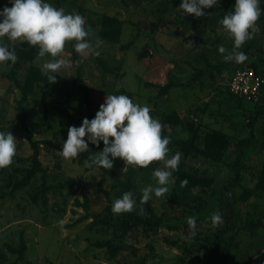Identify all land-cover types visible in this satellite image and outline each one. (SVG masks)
Returning a JSON list of instances; mask_svg holds the SVG:
<instances>
[{
  "label": "rangeland",
  "instance_id": "rangeland-1",
  "mask_svg": "<svg viewBox=\"0 0 264 264\" xmlns=\"http://www.w3.org/2000/svg\"><path fill=\"white\" fill-rule=\"evenodd\" d=\"M50 2L56 7V2H60L59 6L66 12H79L81 9L82 16L91 28L90 39L94 46L99 45L101 54L82 55L77 52L75 55V41H67L57 57L71 61L58 73L70 81L67 92L49 87L36 88L29 97L25 104L27 122L33 139L40 142L39 159L43 171L36 173L21 188H16V183L25 176V170L31 167L33 150L18 118L17 104L21 93L15 81H23L29 65L43 68V64L53 57L50 54L41 57L37 47H24V42L17 41L15 50L18 60L14 64H0V131L13 133L18 140L15 158L25 160L18 162L14 158L8 169L0 173V264H209L207 257L212 258V255L199 245L206 243L221 229L228 218L227 211L223 209V222L214 226L209 222L198 221L194 238L189 236L191 229L188 224L180 226L178 231L161 227L148 233L141 225L121 236L117 222L106 229L99 220L106 218L109 210L114 219L121 214L112 211V204L118 198L120 185L130 170L134 173L133 184L141 193L143 187L156 182L152 175H147V170L163 167L162 161H158L156 166L151 163V166L141 168L125 164L117 157L121 171L111 176L97 168L87 171L84 152L76 158H65L60 150L67 139L68 127L78 126V119L88 116L84 97L75 85L78 74L92 90L89 99L95 114L107 94L118 95L120 90L133 93L134 102L150 105V115L162 123L163 113L175 109L183 118L181 125L172 128L171 132L165 125L163 129L174 138H190L193 132L188 130L187 125L195 128L201 121L206 122L199 117L202 110L212 118L207 125H203L207 130L217 128L228 112L242 117L240 112H236V100L231 99L226 91L233 67L223 70L212 67L231 61L223 58L226 54H220L218 47L223 45L233 50V38L224 30L220 20L232 9L235 0H218L217 6L207 10L209 15L199 18L193 14L183 15L178 9L181 0ZM5 5L11 6L8 0H0V9ZM104 15L115 17L122 23L118 44L99 38ZM263 17L261 15L256 22L251 38L239 51L244 52L248 46L250 52H254V48L264 50ZM5 43L10 42L5 39ZM144 50L148 56L139 60L138 56ZM260 57L264 66V54ZM254 61L250 56L247 58V63ZM211 75L213 78H210ZM148 82L156 85L172 83L174 86L162 99L159 88L145 87ZM242 108L251 114L260 113L254 122L252 141L259 147L246 162L247 169L241 173V184L234 189L236 198H239L244 188L250 189L252 195L245 202L237 200L235 203L240 222L237 223L238 230L235 228L225 237L227 260L224 264H264V192L255 190L258 173L264 162V136L260 134L264 130V96L257 102L243 101ZM245 123L240 122L238 127L235 126V131L230 132L232 143L250 140L249 129L241 126ZM203 135L197 136L200 145ZM174 154L170 149L169 156ZM233 158L229 157V161ZM181 162L189 171L207 170L215 178L216 188H220L224 180L232 178L226 167H210L205 161L184 160L183 157ZM98 186L109 196L104 192L96 193ZM169 193L165 194L167 199L153 195L151 201L140 204L135 210L144 220L158 217L173 220L193 216L187 209L171 203ZM141 208L145 210L141 212ZM248 214L260 224L254 233L245 229ZM102 240H110L112 246L118 248L115 258L111 257L107 248L95 246L96 242Z\"/></svg>",
  "mask_w": 264,
  "mask_h": 264
},
{
  "label": "clouds",
  "instance_id": "clouds-1",
  "mask_svg": "<svg viewBox=\"0 0 264 264\" xmlns=\"http://www.w3.org/2000/svg\"><path fill=\"white\" fill-rule=\"evenodd\" d=\"M8 4L11 6L5 5L0 9V64H14L18 60L15 43L26 41L38 48L39 56L50 54L53 57L43 64V71L50 82H55L60 70L71 63L68 59L57 58L67 41H75L73 47L82 55L101 54L99 45L94 46L90 39V26L79 12H66L50 0H8ZM217 5L218 0H181L178 9L183 15L193 14L199 18L209 15L207 10ZM262 5L264 0H235L232 9L220 20L234 41L231 51L223 45L218 47L220 54H226L223 55L225 60L243 62L247 59L246 53L239 49L251 38L256 22L264 15ZM5 39L10 43H5ZM151 111L150 105L134 102L128 95L107 94L94 118L85 117L80 126L68 127L67 139L63 141L60 152L65 158H76L90 149V143L99 145L102 141L103 149L85 161L87 168L112 169L117 157L125 164L141 168L153 161H162L163 167H156L151 173L155 184L141 189L140 203L145 205L153 195L167 199L165 194L171 190L173 173L178 171L183 153L177 151L169 156L171 137L163 134L164 124L150 115ZM17 141L11 131H0V169L13 163ZM181 183L187 185L188 180ZM136 205L135 194L126 191L113 201L112 211L117 214L131 212ZM144 210L141 208V212ZM210 221L214 226L221 224V213L214 211ZM187 224L191 229L189 236L194 238L197 235V218L189 216Z\"/></svg>",
  "mask_w": 264,
  "mask_h": 264
},
{
  "label": "trees",
  "instance_id": "trees-1",
  "mask_svg": "<svg viewBox=\"0 0 264 264\" xmlns=\"http://www.w3.org/2000/svg\"><path fill=\"white\" fill-rule=\"evenodd\" d=\"M135 1V0H134ZM59 3L56 2L57 7L59 8ZM79 13L82 15L81 9ZM264 19V17H263ZM122 33V23L115 17L104 15L101 19V26L98 32L99 38L102 41L111 42L114 44H118L120 41V36ZM24 47H29L30 44L24 42ZM250 46L246 48L244 53H246L247 58L250 56L255 59L254 62L247 63V59L243 62H236L234 59L228 63H222L217 66H212L213 68H217L218 70H223L224 68H228L232 66L231 74L234 70L242 67H250L256 71V73L264 78V66L261 64V54H264V50L261 48H254V52H250ZM76 55L77 52L75 51ZM148 56L146 50L141 52L138 56L139 60H143ZM18 65V63L16 64ZM15 65V68L17 67ZM13 73V72H12ZM229 74V76L231 75ZM13 76V74H12ZM228 76V78H229ZM14 77V76H13ZM210 78H213L211 75ZM228 81V80H227ZM74 83V82H73ZM18 89L21 93V98L17 104V112L20 124L24 128V130L28 134V141L33 150L31 156V167L25 170V176L16 183V188H21L26 186L30 180L35 176L36 173L42 172L43 167L41 165L39 154H40V142L33 139V135L28 126V112L26 109V103L29 100V97L34 94L35 89L49 87L56 91L65 93L67 92L68 87L70 86V81L57 74V79L55 82H50L48 77L44 75L43 68L38 67L36 65H29L25 77L22 82L15 81ZM75 85L78 86L79 92L83 95L86 108L88 111V119H92L95 116L94 111L92 110L91 101L89 99V92H92L91 88H88L86 84L83 82L82 77L78 74L75 79ZM146 87L159 88L161 97L166 95L168 91L174 86L172 83H169L164 86H157L155 84H145ZM226 91L229 94L231 99H235L238 104V109L236 112H240L243 116L247 117L248 123L246 124V128L249 129V137L250 140L242 139L237 141L236 143H232L231 139L224 133L220 131H211L207 132L203 135L202 144L198 143V131L194 129L192 125H187L188 130L193 132V135L188 139H179L174 138L172 135L163 131L164 135L171 137V142L168 145L169 149H172L173 152L181 151L183 153V159L188 160H197V161H205L210 167H226L229 170V173L232 175L231 179H226L221 183L220 188H216V180L213 176L208 174L207 170H193L189 171L186 169V166L183 162L180 163L178 171L173 173V185L171 191L169 193V201L174 205L181 207L183 209H187L190 213H193V216L197 218L198 221L209 222L210 215L214 211L222 212V209L227 211L228 218L224 220V224L219 229L211 239H207L206 243H202L199 247H202L207 250L209 254L212 255V258L207 257L209 264H224L227 260V252L225 250V237L233 230H238L237 223L240 222L239 211L235 207V203L237 200L241 202L247 201L251 195L252 191L250 189L244 188L239 198H236V194L234 189L241 184L242 176L241 173L247 169L246 162L251 157V153L257 151L259 146L252 144L254 138V122L260 116L258 114L248 113L246 110L242 108L243 101L241 99L235 98L232 96L227 89ZM119 94L128 95L133 99L132 94L130 92H126L124 90H120ZM264 96V87L262 88L260 97ZM259 97V98H260ZM260 98V99H261ZM258 99V100H260ZM257 100V101H258ZM256 101V102H257ZM253 115V117L251 116ZM84 118L78 119V126L82 123ZM182 121L180 120L178 114L175 111H171L169 113H163V124L169 125L171 128H175L181 125ZM260 134L264 136V130L260 131ZM111 139V138H110ZM104 145L101 141L99 145L90 144L89 150L84 152V156L86 160L90 155L97 153L103 149ZM172 147V148H171ZM234 157L232 161H229V157ZM15 158V157H14ZM13 158V159H14ZM18 162H25L22 158H15ZM158 161L155 163L152 162L153 166H156ZM151 166V163L150 165ZM9 167V166H8ZM8 167L0 169V173H4ZM87 171L94 168H87ZM100 172H103L107 175L115 176L121 171V164L115 158L114 166L112 169H104L102 167L97 168ZM17 172H22L20 169H16ZM152 170H147V175L150 176ZM133 171L130 170L128 175L120 185V189L117 193V197H120L126 191H132L135 194L137 199L138 207L140 203L141 193L135 188L133 184ZM187 179V185H182L181 181ZM255 190L264 192V162L259 170L257 182L255 184ZM96 193L104 192L108 195L101 186L95 190ZM109 196V195H108ZM223 199L225 202H222ZM76 204L79 205V202L76 201ZM111 204V201L108 202ZM224 203V205H223ZM223 207V208H222ZM109 210V209H108ZM107 217L104 219H99V217H95L99 219L108 229V225L116 223L119 224L120 235L123 236L126 232L135 228L136 226H144L145 232H155L157 229L164 227L169 230L178 231L180 226L187 225V218L179 219L174 218L173 220H166L163 218H153L149 220H144L135 209L131 212H122L119 217L113 218L111 216L110 210L107 212ZM245 229L254 233L256 229L260 227L258 222L254 221L251 214L247 215ZM96 247L99 248H107L110 252L112 258H115L118 255V248L112 246L110 240H102L95 243Z\"/></svg>",
  "mask_w": 264,
  "mask_h": 264
},
{
  "label": "built area",
  "instance_id": "built-area-1",
  "mask_svg": "<svg viewBox=\"0 0 264 264\" xmlns=\"http://www.w3.org/2000/svg\"><path fill=\"white\" fill-rule=\"evenodd\" d=\"M228 92L235 98L246 102H256L264 87V78L250 67L234 70L227 81Z\"/></svg>",
  "mask_w": 264,
  "mask_h": 264
},
{
  "label": "crops",
  "instance_id": "crops-1",
  "mask_svg": "<svg viewBox=\"0 0 264 264\" xmlns=\"http://www.w3.org/2000/svg\"><path fill=\"white\" fill-rule=\"evenodd\" d=\"M102 41V40H101ZM149 83V82H148ZM153 84H155V83H153ZM156 85V84H155ZM158 86H164V85H160V84H157ZM145 87H146V85H145ZM150 88V87H149ZM174 88H176V87H174ZM149 90V89H148ZM172 90V89H171ZM165 96H167V94L166 95H164V96H162V99L163 98H165ZM132 97H133V93H132ZM134 101V100H133ZM157 101V100H156ZM174 111H175V109H173ZM172 110V111H173ZM161 113H163V110H162V112ZM231 113L232 112H228V113H226L225 114V117H223V121L222 122H219L218 124L220 125H218V127L217 128H214V129H210V130H207V129H205V127H203V125H207L208 124V122H210L211 121V116H209L210 114L209 113H204L203 112V110L200 112V119L201 120H204V121H206V122H203V121H201L200 122V124H198V125H196V127L194 128V129H197V133H198V135H201V134H205V133H207V132H211V131H220V132H222V133H224V134H226L229 138H230V132H232V131H235L234 129H236L235 128V126L236 127H238V125L237 124H240V122L242 123V121H245V122H247L248 123V120L246 119V117L245 116H243L242 114V117H240V118H238L237 116H234V115H231ZM178 114V113H177ZM178 116H179V118H180V120L181 121H183L182 119L183 118H181V116L178 114ZM204 117H205V119H204ZM215 122H217V121H215ZM192 123V122H191ZM166 127H167V129L171 132L172 131V128L169 126V125H165ZM180 126V125H179ZM179 126H177V127H179ZM198 126V127H197ZM241 126H243V128L244 129H246V123L245 124H241ZM177 127H175V128H177ZM174 128V129H175ZM239 130V129H238ZM231 139V138H230ZM255 153H257V152H255ZM252 154H254L253 152L251 153V155ZM251 158V157H250ZM250 158H249V160H250ZM248 160V161H249Z\"/></svg>",
  "mask_w": 264,
  "mask_h": 264
}]
</instances>
